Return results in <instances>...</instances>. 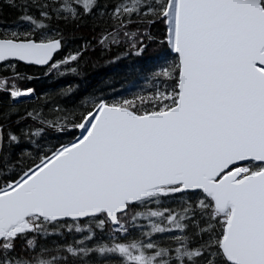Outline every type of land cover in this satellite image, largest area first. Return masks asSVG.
Masks as SVG:
<instances>
[{
    "label": "snow or ice",
    "instance_id": "1",
    "mask_svg": "<svg viewBox=\"0 0 264 264\" xmlns=\"http://www.w3.org/2000/svg\"><path fill=\"white\" fill-rule=\"evenodd\" d=\"M0 264H264V0H3Z\"/></svg>",
    "mask_w": 264,
    "mask_h": 264
},
{
    "label": "trees",
    "instance_id": "2",
    "mask_svg": "<svg viewBox=\"0 0 264 264\" xmlns=\"http://www.w3.org/2000/svg\"><path fill=\"white\" fill-rule=\"evenodd\" d=\"M3 0H0V4ZM5 14L11 10L5 8ZM130 61H122L117 66L104 65L103 62L95 67L85 69L82 77L73 79L71 76H65L60 79H51L40 77L38 85L43 88L62 85L65 83H79L80 90L101 88L103 90H112L121 94H130L142 87H146L144 81L135 74H128L125 65Z\"/></svg>",
    "mask_w": 264,
    "mask_h": 264
}]
</instances>
